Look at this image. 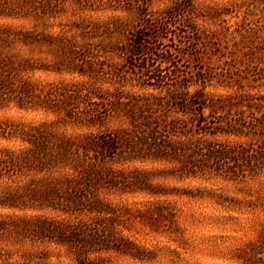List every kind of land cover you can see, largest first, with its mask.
Listing matches in <instances>:
<instances>
[{
  "label": "rangeland",
  "instance_id": "obj_1",
  "mask_svg": "<svg viewBox=\"0 0 264 264\" xmlns=\"http://www.w3.org/2000/svg\"><path fill=\"white\" fill-rule=\"evenodd\" d=\"M262 263L264 0H0V264Z\"/></svg>",
  "mask_w": 264,
  "mask_h": 264
},
{
  "label": "trees",
  "instance_id": "obj_2",
  "mask_svg": "<svg viewBox=\"0 0 264 264\" xmlns=\"http://www.w3.org/2000/svg\"><path fill=\"white\" fill-rule=\"evenodd\" d=\"M165 20V19H164ZM157 34V32H156V26H154L153 27V32H152V34H151V36L153 37V36H155ZM157 36H158V34H157ZM263 264V263H262Z\"/></svg>",
  "mask_w": 264,
  "mask_h": 264
}]
</instances>
